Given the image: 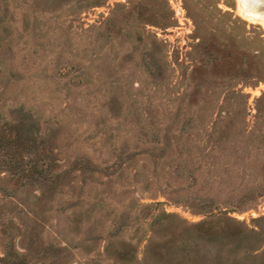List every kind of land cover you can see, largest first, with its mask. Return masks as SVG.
Instances as JSON below:
<instances>
[{
	"label": "rangeland",
	"instance_id": "obj_1",
	"mask_svg": "<svg viewBox=\"0 0 264 264\" xmlns=\"http://www.w3.org/2000/svg\"><path fill=\"white\" fill-rule=\"evenodd\" d=\"M0 264H264V22L0 0Z\"/></svg>",
	"mask_w": 264,
	"mask_h": 264
},
{
	"label": "water",
	"instance_id": "obj_2",
	"mask_svg": "<svg viewBox=\"0 0 264 264\" xmlns=\"http://www.w3.org/2000/svg\"><path fill=\"white\" fill-rule=\"evenodd\" d=\"M244 18L264 22V0H238Z\"/></svg>",
	"mask_w": 264,
	"mask_h": 264
}]
</instances>
